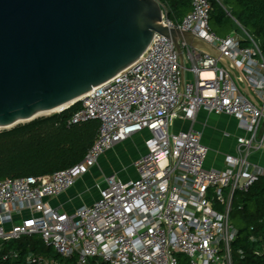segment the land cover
I'll list each match as a JSON object with an SVG mask.
<instances>
[{
    "label": "built area",
    "instance_id": "1",
    "mask_svg": "<svg viewBox=\"0 0 264 264\" xmlns=\"http://www.w3.org/2000/svg\"><path fill=\"white\" fill-rule=\"evenodd\" d=\"M190 2L178 24L159 4L163 26L216 48L235 76L209 54L180 44L194 76L182 83L185 68L173 44L155 34L135 63L78 100L70 123L99 122L80 162L50 176L0 180V264L17 257L9 245L24 237H36L74 264H180L178 255L188 264H233L234 196L264 178V167L249 163L251 154L264 149V53L240 27L244 38L215 34L209 0ZM199 110L235 118L244 134L236 139L235 154L225 155L224 170L205 167L209 149L200 132L172 131L177 119L194 123ZM143 131L149 133L147 152L133 164L136 179L105 177L98 199L72 213L50 206L48 201L70 190L101 155ZM26 262L56 264L36 254Z\"/></svg>",
    "mask_w": 264,
    "mask_h": 264
},
{
    "label": "water",
    "instance_id": "2",
    "mask_svg": "<svg viewBox=\"0 0 264 264\" xmlns=\"http://www.w3.org/2000/svg\"><path fill=\"white\" fill-rule=\"evenodd\" d=\"M155 34L173 44L181 67L183 44L231 73L216 48L164 27L157 0H0V130L74 105L135 63Z\"/></svg>",
    "mask_w": 264,
    "mask_h": 264
},
{
    "label": "trees",
    "instance_id": "3",
    "mask_svg": "<svg viewBox=\"0 0 264 264\" xmlns=\"http://www.w3.org/2000/svg\"><path fill=\"white\" fill-rule=\"evenodd\" d=\"M157 1L166 7L167 17L175 24L191 9L190 0ZM209 3L210 25L215 34H225L223 27L235 24L251 35L264 53V0ZM79 108L80 103H75L59 113L0 131V180L50 176L80 162L95 140L99 122L71 124ZM229 220L238 232L232 244L233 264H264V178L248 193L234 196ZM9 247L18 255L2 264H28L29 254L45 255L56 264H74V260L60 259L36 237H24Z\"/></svg>",
    "mask_w": 264,
    "mask_h": 264
},
{
    "label": "crops",
    "instance_id": "4",
    "mask_svg": "<svg viewBox=\"0 0 264 264\" xmlns=\"http://www.w3.org/2000/svg\"><path fill=\"white\" fill-rule=\"evenodd\" d=\"M183 66L185 69L182 71L181 75L182 83L193 82L194 76L188 71L189 64L187 61H183ZM237 77L239 78V76ZM191 128L201 133V142L209 149V153L204 162L207 169L224 170L226 168V163L224 161L225 155L235 154L236 139L244 135L243 132L238 129L235 118L209 114L204 110H199L196 113L194 123L184 119H177L172 125L173 132H186ZM96 135L97 133L95 132L93 139L94 137L96 138ZM148 138L149 133L146 131L137 133L116 145L110 151L101 155L98 159L97 165L90 169L85 176L79 179L70 190L57 198L50 199L48 201L50 206H60L66 213H72L76 208L84 205H90L98 199V187H104L105 177L114 175L122 181L136 179L137 175L133 164L138 158L146 154L147 148L145 142ZM113 149H140L139 152L135 154L134 160L130 166L131 169L127 171L126 175L110 171L111 168L109 166V161L116 160L115 157L109 158ZM249 163L251 165L264 167V149H260L251 154L249 157ZM103 170L104 173H106V176H104L102 184L96 186L95 189L90 191V198L82 199L85 197V193L87 192L84 190L83 186L90 184L93 180V176L99 173V171L103 172ZM88 188L91 187L89 186Z\"/></svg>",
    "mask_w": 264,
    "mask_h": 264
},
{
    "label": "rangeland",
    "instance_id": "5",
    "mask_svg": "<svg viewBox=\"0 0 264 264\" xmlns=\"http://www.w3.org/2000/svg\"><path fill=\"white\" fill-rule=\"evenodd\" d=\"M223 28H224L223 32L227 35L237 34L241 38H244V33L235 24H227V26H224ZM219 34H217V35L220 37L225 36V34H221V33H219ZM0 131H3V130H0ZM139 150L140 149H113L111 151L112 153L109 155V158L115 157L116 160L109 161L110 162L109 166L111 168L110 171L114 172V173L119 172V173H123L124 175H126L127 171L131 169L130 166L132 164V161L134 160L135 154L137 152H139ZM104 176H106V173H104V170H103V172L99 171V173H97L96 175L93 176V180L90 184L83 186L84 190H86L87 192L85 193V197L82 199L90 198V194H91L90 191L92 189H95L96 186L102 184V180H103ZM89 186L91 188H88ZM83 187H82V189H83ZM80 200H81V198H80ZM177 258H178V261L180 264L181 263L188 264L186 261V258L183 255H178Z\"/></svg>",
    "mask_w": 264,
    "mask_h": 264
},
{
    "label": "bare ground",
    "instance_id": "6",
    "mask_svg": "<svg viewBox=\"0 0 264 264\" xmlns=\"http://www.w3.org/2000/svg\"><path fill=\"white\" fill-rule=\"evenodd\" d=\"M69 105H70V104H67V105H64V106H62V107H60V108L54 110V111H51V112H48V113L40 114V115L37 116V118H39V117H43V116H49V115H52V114H55V113H59V112L63 111L64 109H66Z\"/></svg>",
    "mask_w": 264,
    "mask_h": 264
}]
</instances>
